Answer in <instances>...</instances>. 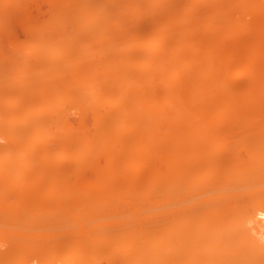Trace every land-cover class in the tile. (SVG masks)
<instances>
[{
	"label": "bare ground",
	"instance_id": "1",
	"mask_svg": "<svg viewBox=\"0 0 264 264\" xmlns=\"http://www.w3.org/2000/svg\"><path fill=\"white\" fill-rule=\"evenodd\" d=\"M1 186L0 264H264V0H0Z\"/></svg>",
	"mask_w": 264,
	"mask_h": 264
},
{
	"label": "rangeland",
	"instance_id": "2",
	"mask_svg": "<svg viewBox=\"0 0 264 264\" xmlns=\"http://www.w3.org/2000/svg\"><path fill=\"white\" fill-rule=\"evenodd\" d=\"M66 2H67V1H66ZM64 3H65V1H64ZM90 77L92 78V77H93V74H92V76H91V74H90ZM92 108L94 109V107H92ZM92 108H90V111H92L91 113H90V111H88V113H90L89 116H88V114H86L87 111H86V113H85V114L87 115V116H86L87 121H86L85 125H88V126H85L86 129H84V131L86 130V131H85V134H86L87 136L90 135V133H89L90 130L92 131V132H91V135L93 134V132H95L96 129H95V126H94L93 124L96 123V122H99V120H100V119L98 120V119H96V118H94V119L92 118V115H91V114L93 113ZM89 118H90V119H89ZM91 118H92V119H91ZM95 119L98 120V121H96ZM62 120H63V119H62ZM62 120H61V121H62ZM65 120H66V119H65ZM88 120H89V121H88ZM61 121H59V124H61V125H62V124H65L64 121H62V123H60ZM73 121H74V120H73ZM76 122H77L76 120H75L74 122H72L71 125H73V126H72L73 128H71L70 126H69V128H68V126H66V125H65V126L63 125L65 128H64L63 126L60 127V126H58V124L56 123V125H57L56 128H55V126H54V127H52V130L54 131V129H56V131H57V128H58V131L60 130L61 132H64L67 128H68V129H70V128H71V129H75V128H77V127H76V126H77V123H76ZM90 123H91V124H90ZM92 123H93V124H92ZM67 124H68V123H67ZM69 124H70V123H69ZM89 124H90V125H89ZM91 125H92L94 128H93ZM108 125H109V124L104 125L105 127L102 126V128L104 129V128H106ZM90 126H91V127H90ZM79 127H80V126H79ZM88 127H89V128H88ZM53 128H54V129H53ZM61 128H62V129H61ZM63 128H64V129H63ZM87 128H88V130H87ZM91 128H92V129H91ZM93 130H94V131H93ZM102 132H103V131L101 130V134L103 135ZM79 133H81V132H79ZM97 133H98V131H97ZM91 135H90V136H91ZM82 136H85V135L82 134ZM99 136L101 137V135L98 133L97 137L100 138ZM98 138H96L95 141H93V139H92V141H93L94 143H95V142H100V144H96V143H95V144L97 145L96 147L99 146V147H98L99 150H100V149H101V150H103V149L105 150V149H107L108 146L111 145V144H109L110 142H106V143H107V145H106V143L103 142L101 138H100V140H99ZM96 140H97V141H96ZM98 140H99V141H98ZM94 143H93V144H94ZM104 144H105L106 146H105ZM101 145H103V146H101ZM81 146H82V145H79V148L77 147L78 150H77V153H76V154H77L78 156H80L81 158H83V159H84V157L87 158L86 156H84L85 154H84L83 152H82V154H81V148H82ZM93 146H94V145H93ZM100 146H101V148H100ZM80 147H81V148H80ZM96 147L94 146V148H96ZM104 147H105V148H104ZM79 151H80V152H79ZM99 159L101 160V163H104V161H105V157H104L103 155H101V158H100V156H99ZM64 162H65L66 165H68V163H69L68 160H67V161H64ZM63 164H64V163H63ZM65 164H64L63 166H66ZM16 170L18 171V173H20V172H19V171H20L19 168L16 169ZM13 173H14V174L16 173L15 170H14ZM18 173H16V174H18ZM56 173H57V172H55L54 174H56ZM14 174H13V177H14L16 180H15V179H13V180H15V183H16V181H18V178H19L18 175H19V174H18L17 176H14ZM15 183H12V184H15ZM12 184H11V185H12ZM2 187H3V186L0 187V190H1V191H2L4 188H6V187H3V189H1ZM13 187L16 188V189H18V190H17V191H18V196H17V191H15L16 189H15V190H12ZM4 190H7V188L4 189ZM8 190H9V194H10V196L13 198V199H12V198L9 196V201H11L13 204H15V203L17 202L16 198H19V196H21V194H22L23 192L20 191L21 189L15 187L14 185H13L12 187H9ZM14 191H15V194H14ZM21 192H22V193H21ZM11 193H12L14 196H13ZM11 199H12V200H11ZM14 199H15V200H14ZM13 200H14V201H13ZM11 202H10V203H11ZM14 202H15V203H14ZM37 205H38V204H37ZM34 206L36 207V204H34ZM32 207H33V206H32Z\"/></svg>",
	"mask_w": 264,
	"mask_h": 264
}]
</instances>
